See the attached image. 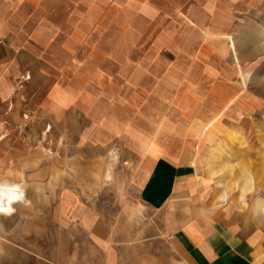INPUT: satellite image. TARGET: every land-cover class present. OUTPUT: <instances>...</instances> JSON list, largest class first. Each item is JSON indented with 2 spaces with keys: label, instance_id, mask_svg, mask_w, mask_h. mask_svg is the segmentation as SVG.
<instances>
[{
  "label": "crops",
  "instance_id": "0c3cea01",
  "mask_svg": "<svg viewBox=\"0 0 264 264\" xmlns=\"http://www.w3.org/2000/svg\"><path fill=\"white\" fill-rule=\"evenodd\" d=\"M157 2L0 0V118L16 91L34 102L37 80L51 85L56 51L58 85L45 99L61 101L62 114L78 110L85 137L96 130L105 142L123 132L140 144V203L162 214L189 264H264V228L232 223L224 209L210 213L197 179L200 154L223 136L219 112L232 106L237 115L257 102L242 72L251 81L264 61V0ZM165 108L173 109L177 133L166 127ZM150 126L157 131L148 133ZM257 209L264 213L263 200Z\"/></svg>",
  "mask_w": 264,
  "mask_h": 264
},
{
  "label": "rangeland",
  "instance_id": "374dc122",
  "mask_svg": "<svg viewBox=\"0 0 264 264\" xmlns=\"http://www.w3.org/2000/svg\"><path fill=\"white\" fill-rule=\"evenodd\" d=\"M49 18L53 33L54 17ZM56 55L49 53L51 85L40 84V77L32 87L34 102L25 103L21 90L16 91L19 96L6 102L0 118V177L18 180L24 192L23 201L11 203L10 214L0 211V264H189L163 226L162 214L140 203V144L129 143L132 137L123 132L105 142L96 130L85 137L88 123L78 110L71 107L62 114L61 101L45 99L58 85ZM256 71L251 81L249 72L242 76L248 84L244 90L257 95V102L245 104L247 110L238 116L231 114L232 106L219 112L226 113L223 136L200 154L197 172L205 183L199 189L206 209H224L226 219L248 229L264 228V213L257 209V200L264 201V61ZM29 109L34 118L23 117ZM162 113L171 124L166 127L177 133L173 109ZM148 128V133L157 131ZM193 129L187 125L185 131ZM222 191L228 193L226 201L218 199Z\"/></svg>",
  "mask_w": 264,
  "mask_h": 264
},
{
  "label": "clouds",
  "instance_id": "9594fccd",
  "mask_svg": "<svg viewBox=\"0 0 264 264\" xmlns=\"http://www.w3.org/2000/svg\"><path fill=\"white\" fill-rule=\"evenodd\" d=\"M0 198L3 199L5 206L0 209L3 213L7 214L13 211L10 207L13 201H23L24 192L20 185H11L7 181L0 182Z\"/></svg>",
  "mask_w": 264,
  "mask_h": 264
},
{
  "label": "bare ground",
  "instance_id": "6f19581e",
  "mask_svg": "<svg viewBox=\"0 0 264 264\" xmlns=\"http://www.w3.org/2000/svg\"><path fill=\"white\" fill-rule=\"evenodd\" d=\"M224 170V169H223ZM223 170H220V172H223ZM107 176H108V174H107ZM106 176V177H107ZM105 177V178H106ZM20 180V179H19ZM3 181H6V179H2L1 177H0V182H3ZM18 181V180H17ZM16 180H12V181H10V180H8L7 182L9 183V184H11V185H20L21 187H22V189H23V185H22V183H20V182H17ZM20 181H22V180H20ZM247 185V184H246ZM246 185H243V186H241V187H239L240 189H241V192L243 193L247 188H248V185H247V188H246ZM246 188V189H245ZM242 195V194H241ZM223 197H227V195H226V193L224 192V194H223ZM2 198H0V209H3V207L5 206L4 205V203H2ZM11 207V206H10ZM12 209H13V207H11ZM1 213H2V211H1ZM10 214V213H9Z\"/></svg>",
  "mask_w": 264,
  "mask_h": 264
},
{
  "label": "built area",
  "instance_id": "2783aa9c",
  "mask_svg": "<svg viewBox=\"0 0 264 264\" xmlns=\"http://www.w3.org/2000/svg\"><path fill=\"white\" fill-rule=\"evenodd\" d=\"M173 237V235H170V238H172Z\"/></svg>",
  "mask_w": 264,
  "mask_h": 264
}]
</instances>
